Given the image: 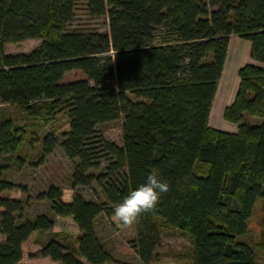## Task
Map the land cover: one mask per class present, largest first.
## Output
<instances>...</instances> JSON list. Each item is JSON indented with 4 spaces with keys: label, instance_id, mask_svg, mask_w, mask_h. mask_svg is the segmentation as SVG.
Returning a JSON list of instances; mask_svg holds the SVG:
<instances>
[{
    "label": "trees",
    "instance_id": "16d2710c",
    "mask_svg": "<svg viewBox=\"0 0 264 264\" xmlns=\"http://www.w3.org/2000/svg\"><path fill=\"white\" fill-rule=\"evenodd\" d=\"M78 2L0 0V100L44 119L66 111L70 129L61 141L51 132L44 136L43 157L60 147L78 160L72 190L96 182L105 201L76 193L66 203L51 186L38 199L50 203L53 215L19 223L23 201L3 193L18 188L4 172L22 162L23 132L2 115L0 163L7 166L0 165V264H23L24 244L52 231L56 217L73 219L76 245L51 238L40 257L60 264L112 263L96 220L113 217L114 206L149 172L170 190L135 223L131 248L143 264H152L161 244L160 221L192 241L188 264H257L253 249L239 239L249 233L256 204L264 199V0H84L88 18L109 20L107 33L73 28ZM232 35L252 43L258 63L240 69L238 91L224 113L237 133L209 126ZM31 39L41 40L32 52L5 53V45ZM74 71L86 79L64 83ZM110 78L117 90L104 86ZM121 115L118 146L97 127ZM104 163V174L89 173Z\"/></svg>",
    "mask_w": 264,
    "mask_h": 264
},
{
    "label": "rangeland",
    "instance_id": "374dc122",
    "mask_svg": "<svg viewBox=\"0 0 264 264\" xmlns=\"http://www.w3.org/2000/svg\"><path fill=\"white\" fill-rule=\"evenodd\" d=\"M77 17L73 28L92 29L101 33L109 32V20L101 17L92 20L87 17L84 9V0H79ZM41 40L31 39L21 43L5 45V53L18 55L30 53L37 48ZM86 79L82 72L68 73L64 83ZM104 86L117 90L114 78L108 79ZM131 99L135 97L129 94ZM7 115L13 119L16 126L23 132V145L18 155L22 158L19 165L13 162L11 168L6 169L4 178L13 182L18 188L5 191L3 195L11 199L21 200L24 203V211L19 216L18 222L33 220L40 214H51L50 203L47 200L38 199V195L47 191L51 186L58 187L63 194V201L70 203L72 197L78 193L87 201L103 203L105 196L96 182L89 186L78 187L72 190V177L78 160L69 159L60 147H57L51 155L43 157L42 139L47 133H54L59 141L63 133L69 131V116L66 111L55 112L44 119L43 116H28L21 107L16 104L3 103L0 100V117ZM250 123L255 120L247 117ZM124 115L119 119L100 124L97 127L98 135L107 141L122 146L123 143ZM1 166L6 167L7 162L2 160ZM104 163L99 170L92 169L89 173L99 176L105 173ZM22 188L25 191H22ZM0 208V213H1ZM161 244L156 250L152 264H188L193 261L194 248L190 238L173 228L166 227L159 222ZM96 232L106 248L111 253L114 261L108 264H143L139 256L131 248V242L136 239L135 223L129 227L118 224L113 217L107 218L101 215L96 220ZM79 230L71 217H56L55 227L52 231L40 232L35 242L24 244L23 264H60L50 258L39 256L42 246L51 238L57 237L60 241L70 246L76 245ZM4 236L0 234V242ZM239 240L246 242L255 252L257 264H264V199L259 200L249 222V233Z\"/></svg>",
    "mask_w": 264,
    "mask_h": 264
},
{
    "label": "crops",
    "instance_id": "0c3cea01",
    "mask_svg": "<svg viewBox=\"0 0 264 264\" xmlns=\"http://www.w3.org/2000/svg\"><path fill=\"white\" fill-rule=\"evenodd\" d=\"M251 49L250 41L238 35L230 37L224 69L209 116V126L213 129L228 133L238 131V125L226 121L224 113L226 108L233 103L238 91L240 69L247 64H258L251 57Z\"/></svg>",
    "mask_w": 264,
    "mask_h": 264
},
{
    "label": "clouds",
    "instance_id": "9594fccd",
    "mask_svg": "<svg viewBox=\"0 0 264 264\" xmlns=\"http://www.w3.org/2000/svg\"><path fill=\"white\" fill-rule=\"evenodd\" d=\"M169 190L166 180L159 178L155 172H149L144 183L129 191L114 206V220L125 227L133 225L142 213L153 211L161 196Z\"/></svg>",
    "mask_w": 264,
    "mask_h": 264
}]
</instances>
